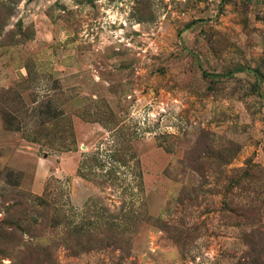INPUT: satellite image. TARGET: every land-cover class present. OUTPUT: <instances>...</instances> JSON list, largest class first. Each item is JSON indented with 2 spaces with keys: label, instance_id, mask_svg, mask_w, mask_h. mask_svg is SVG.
<instances>
[{
  "label": "rangeland",
  "instance_id": "1",
  "mask_svg": "<svg viewBox=\"0 0 264 264\" xmlns=\"http://www.w3.org/2000/svg\"><path fill=\"white\" fill-rule=\"evenodd\" d=\"M0 264H264V0H0Z\"/></svg>",
  "mask_w": 264,
  "mask_h": 264
},
{
  "label": "trees",
  "instance_id": "2",
  "mask_svg": "<svg viewBox=\"0 0 264 264\" xmlns=\"http://www.w3.org/2000/svg\"><path fill=\"white\" fill-rule=\"evenodd\" d=\"M42 205L44 208L48 206L47 208L55 213L54 208L49 207L48 202H43ZM245 208L247 213L253 207L247 204ZM63 217L64 218L62 219H59L58 216L53 217L50 221L48 220V223H50L51 229H58L61 225L64 227V236L62 237L60 244L65 247V249L69 250L73 255L79 254L80 252H87L95 248L103 249L104 247L110 245V243H104V241L116 239V230L112 231V228H116L117 226L114 222L110 223L109 219L103 220L100 217L96 218V220H94L95 222L92 223L97 225L96 227L98 230H93L87 226V223L85 224L81 222L73 225L72 220H70L67 215L63 214ZM35 223L37 224V222Z\"/></svg>",
  "mask_w": 264,
  "mask_h": 264
}]
</instances>
